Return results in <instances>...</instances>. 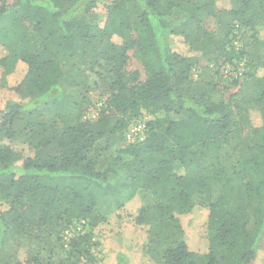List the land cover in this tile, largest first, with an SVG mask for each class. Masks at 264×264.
I'll list each match as a JSON object with an SVG mask.
<instances>
[{
	"label": "trees",
	"instance_id": "trees-1",
	"mask_svg": "<svg viewBox=\"0 0 264 264\" xmlns=\"http://www.w3.org/2000/svg\"><path fill=\"white\" fill-rule=\"evenodd\" d=\"M219 1L0 0V46L9 51L0 58L2 74L13 71L18 62L27 67L14 88L17 99L0 105V135L3 142L7 140L0 143V195L17 207L8 210L11 222L0 213V238L10 227L19 230L31 246L39 244L32 256L39 263L44 253L53 255L57 249L55 234L58 249L64 248L69 255L82 253L91 264H100L91 253L98 245L93 229L108 217L94 214L96 204L110 197L118 211L140 190L158 201L155 218L143 207L137 212V222L150 227L151 231L146 230L149 246L159 233L154 228L169 224L183 237L178 215L196 206L193 195L208 192L224 140L243 149L229 102L213 99L214 86L195 85L191 80L193 68L214 46L201 28L203 19L225 14L230 21L235 19L224 26L220 65L237 68L242 63L245 69L241 77L227 78L231 86H239L249 73L252 43L264 53V38L259 35L264 31V0H228L227 10L218 6ZM243 17L248 22H242ZM24 23L31 24L30 32ZM258 23L263 24L256 28ZM174 38H181L194 55L175 50ZM135 49L142 53L149 75L142 83L128 85L124 68L128 52ZM93 60L111 67L110 94L101 109L112 108L127 117L125 130L142 117L137 114L139 108L182 115L179 120H148L145 140L127 144L122 152L131 160L105 161L98 146L88 152L107 134L108 116L101 111L94 124L83 119L79 105L60 85L63 82L65 90L82 88L83 66L89 67ZM259 68L264 70V62ZM248 77L256 85L253 102L259 122L252 130L255 143L241 163L239 175L246 180L241 203L230 204L222 213L219 203L208 206L210 251L206 256L191 252L182 239L168 245L155 264H250L262 256L264 75ZM22 91L32 97L30 108L49 107L54 117L36 130L30 128V135L20 143L30 152L27 156L13 147L18 140L17 120L24 110ZM80 103L85 111L86 95ZM112 131L113 126L108 133ZM247 216L253 218L251 231ZM81 222L84 233L78 232L65 247L61 234ZM114 254V264H132L122 250Z\"/></svg>",
	"mask_w": 264,
	"mask_h": 264
},
{
	"label": "rangeland",
	"instance_id": "rangeland-1",
	"mask_svg": "<svg viewBox=\"0 0 264 264\" xmlns=\"http://www.w3.org/2000/svg\"><path fill=\"white\" fill-rule=\"evenodd\" d=\"M218 6L223 10L229 8L228 0H221ZM264 19V12L261 14ZM227 14L223 17H205L201 23V28L209 34L214 46L211 48L209 55L206 58H202L196 64L195 68L191 71V80L195 85L206 86L211 85L215 87L216 96L213 98L220 101H228L232 108V117L235 124L236 131L239 133V142L242 144V150L235 149V143H227V139L224 140L220 148L219 160L215 164V174L212 175V181L208 192H202L192 196V202L196 206L187 213L178 215L180 225L183 229L184 235L173 227L168 225L164 229L154 228L159 232L153 239V244L149 246V236L146 233L149 230V225L137 222V212L139 207H143L147 210L150 218H155L157 212H155L158 201L155 200L151 194L147 191L140 190L136 197L132 198L124 207L117 211L116 206L112 198H104L102 202L96 204L94 214L99 216H105L107 222L97 224L93 233L97 240V246L92 250L93 259L100 260V264H114V253L122 250L124 254L129 258L132 264H155L154 261L159 263V258L162 255L163 250L168 245H175L182 239L187 243L189 250L198 256H206L210 251L208 241V206L210 204L219 203L221 213L226 209L232 207V203H241L243 198L242 192L246 180L242 179L239 175L241 171V163L243 156L249 147H252L255 143L252 137V130L259 122L258 110L253 102L254 94L256 91V85L248 82L249 75L255 74L256 77L264 75V70L259 68L264 62V53L256 45H251V65L246 67L249 69L248 75L239 86H231L227 82V64L220 65L224 59L222 51L224 36H225V24L227 22L232 23L234 20H229ZM242 22H248L243 17ZM263 23H258L256 28ZM250 28L251 23L247 24ZM24 26L31 30L30 23H24ZM260 37L264 38V31L259 32ZM174 48L184 55H194L183 44L181 38H174ZM9 53L8 49L0 46V58ZM129 59L124 68L125 81L128 85L138 84L144 82L148 78L149 69L145 67L142 53L138 50H131L128 52ZM243 66L242 63H240ZM237 64V67L240 66ZM64 65L63 68H66ZM85 84L82 88H75V90H65V84L60 83L61 87L66 94H69L72 99L79 105L81 114L84 117L89 114L95 116V119H88L89 122H94L101 116V111H105L108 122H110L109 128L106 130L107 134L98 139L97 142L90 148L88 152L98 146V151L105 153V161L110 158L120 157L123 161L131 160L130 156L122 153L128 145L124 138H122L124 127L127 123V117L120 113L115 112L112 108H102L105 99L110 94L109 84L111 74V67L108 63L102 60H93L88 67L86 64L83 66ZM230 68H234L228 65ZM245 69V67H244ZM27 67L23 62H18L13 71L6 76L2 74L0 69V105L1 102L6 100H16L17 94L14 92V88L22 81L26 73ZM220 70V73L219 71ZM86 95L87 105L86 110L82 111L83 106L80 101L82 97ZM21 101L24 104V110L20 114V118L17 120V139L14 143L19 145H13L14 148L22 150L24 156L31 155L25 146L20 143H24V139L29 136L30 128L32 131L36 130L39 124L47 123L54 119L51 109L46 106H41L37 109L30 108L32 97L26 92H21ZM83 112V113H82ZM100 113V114H99ZM146 117L147 120H179L182 115L177 112L164 113L156 111L150 108H139L137 114ZM73 115L75 113H72ZM80 114V112H79ZM78 116V111L75 114ZM30 117V118H29ZM32 119L31 121H28ZM32 122V123H29ZM113 126L112 133L111 131ZM115 128V129H114ZM238 128V130H237ZM2 134V133H0ZM2 135H0V140ZM3 140L0 141L2 143ZM3 143H7L5 140ZM107 152V153H106ZM111 152L112 154H108ZM97 159V157H96ZM99 159V158H98ZM12 208L14 211L17 209L15 205H12L10 201L4 199L0 195V213L5 215L11 222V216L7 213ZM14 217V215L12 216ZM248 230L252 229L253 218L247 216ZM138 224H137V223ZM141 224V225H139ZM79 226H70L69 230H73L72 238L77 235L76 229ZM22 231V229L20 228ZM37 229H33V233ZM23 232V231H22ZM58 232V231H57ZM64 232V231H63ZM62 235V234H61ZM56 241L57 249L52 254L44 253L40 257L39 263L32 261L34 255L33 250L37 248L38 243H34L33 246L29 243V240L22 236L19 230H15L10 227L0 238V264H91L84 254L69 255L65 252V249H58L59 241ZM58 238V237H57ZM62 238V237H61ZM63 240V238H62ZM61 240V242H62ZM52 246V245H51ZM39 247V244H38ZM214 252L215 247H211ZM262 256L258 261H253L250 264H264V242L262 244ZM56 254V256H54ZM50 255V256H49ZM88 262V263H87Z\"/></svg>",
	"mask_w": 264,
	"mask_h": 264
},
{
	"label": "built area",
	"instance_id": "built-area-1",
	"mask_svg": "<svg viewBox=\"0 0 264 264\" xmlns=\"http://www.w3.org/2000/svg\"><path fill=\"white\" fill-rule=\"evenodd\" d=\"M235 44L238 46V43L235 42ZM244 71L243 66L237 67V68H230L227 65V77L228 76H232L233 78H239L242 76V73ZM95 119V116H90L89 114H87L84 119L88 120V119ZM147 119L146 117L142 116L136 120H133L129 126L126 128L125 132H124V140L126 142V144H137V143H141L145 140L146 138V133H147ZM84 222H81L80 224H78L77 226H79V228L77 227L76 229V233H82V228L81 225ZM73 230H69L66 229L64 230V232L62 233L61 237L63 238L62 242L64 243L65 247L68 244V241L70 239H72V233ZM84 233V232H83Z\"/></svg>",
	"mask_w": 264,
	"mask_h": 264
}]
</instances>
